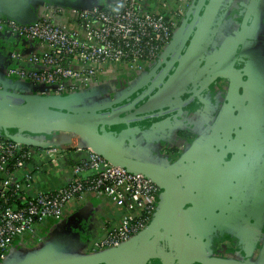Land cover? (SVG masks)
<instances>
[{"label":"water","instance_id":"95a60500","mask_svg":"<svg viewBox=\"0 0 264 264\" xmlns=\"http://www.w3.org/2000/svg\"><path fill=\"white\" fill-rule=\"evenodd\" d=\"M102 1L0 0V15L20 23H30L37 19L36 7L39 3L70 9H85L99 6ZM256 1L247 0L241 28L235 40L231 41L229 52L218 60L219 64L208 70L203 83H200L199 88L192 94V97H198V94L206 90L215 79L226 80L229 83L219 119L210 133L198 137L197 141L200 143H196V148L198 147L200 153L188 162L186 160L190 166V170L186 171L195 173L194 177H190V174L185 177V173L182 172L183 166L177 169L176 166L169 168L161 163L138 158L135 155L137 142L144 134L139 123L159 118L169 112L183 111L188 98L183 100L180 94L185 92L184 89L189 82L186 69L188 61L197 59L191 56L199 50L197 46L195 47L196 39L206 28L203 27L205 23L215 18L224 0H192L175 35L176 41L180 40L179 48L176 49V53L179 54L188 33L193 32L185 53L180 54L179 59L177 56L176 58L172 56L152 80L138 78V82L129 89L121 93L115 91L106 100H94L97 94L91 88L94 85L65 95H38L35 92L40 88L39 86L12 80L6 75V70L11 65L5 69L6 78L0 79V135L20 145L37 149L49 146L70 149L74 145L89 148L112 165L151 178L159 187L161 197L146 227L117 247L76 256H62L42 239L32 247L24 244L14 246L1 264H239V262L207 260L205 255L212 252V245L218 241L219 235L217 236L216 233L230 231V223L235 220L233 213H236L237 209L241 210L242 206L245 207L243 202L245 196L236 198L233 192L237 188L235 184L239 185L243 180L241 177L244 178L248 172L245 170L242 173V170L247 158L245 153L251 154V149H256V158L263 155L262 168L260 166L262 176L259 181L264 183L262 93L264 89L262 88L261 94L255 93V101L252 102L251 94L247 93V87L240 78L241 75H248L247 71H237L233 68V63L237 59L236 50L247 29L248 18L251 12L257 14ZM15 43L11 38L0 33V54L5 53L6 57L10 58V63L16 62L10 56ZM204 50L203 48L198 52V58ZM188 51L190 56L187 54ZM173 61H178V65L164 81L163 77ZM207 67L205 65V68ZM155 88L156 91L151 93ZM248 96L251 103L244 104L243 100ZM158 98L163 101L155 104ZM174 101L179 103L175 105ZM153 103L157 107L165 103L163 107L167 109L163 111L158 108L153 109V106H149ZM239 114H241L240 124L234 130L236 137L232 140L229 134ZM168 124L169 120L163 118L152 123L148 129L154 132V128H157L155 132H158L161 127H168ZM113 126L117 130L111 129ZM248 127L254 131L252 137L250 131L248 133ZM255 128L263 131H255ZM52 131L61 135L56 136L58 134H52ZM256 139L257 143H255ZM74 140L76 144L73 143ZM229 141L233 150L232 156L230 160L223 161L225 144ZM255 166L254 159L252 167ZM250 179L247 180L246 177L244 181L250 183ZM262 187L258 195L253 194L252 204H249L248 210L246 207L242 210L243 214L246 213V222L239 241L243 250L247 247L249 256L253 254L256 244L259 245L260 223L264 224ZM160 243H163V246H160ZM254 264H264V238Z\"/></svg>","mask_w":264,"mask_h":264},{"label":"built area","instance_id":"2783aa9c","mask_svg":"<svg viewBox=\"0 0 264 264\" xmlns=\"http://www.w3.org/2000/svg\"><path fill=\"white\" fill-rule=\"evenodd\" d=\"M149 1L103 0L85 9L39 3L37 19L30 23L0 15V33L29 50L13 49L11 57L20 65L8 67L7 77L39 86L38 95L77 92L96 85L110 70L138 79L170 44L192 0H177L171 10ZM72 148L84 149L86 155L72 167L71 180L49 192L29 195L33 169L28 162L38 156L55 164L63 149L23 146L0 135V264L14 246L41 242L42 223L60 219L69 202H81L89 193L109 197L123 211L119 221L93 242L91 252L119 246L150 222L161 197L151 178L112 165L89 148ZM20 170L23 174L18 177ZM11 196L21 205L14 206Z\"/></svg>","mask_w":264,"mask_h":264},{"label":"flooded vegetation","instance_id":"af4514ba","mask_svg":"<svg viewBox=\"0 0 264 264\" xmlns=\"http://www.w3.org/2000/svg\"><path fill=\"white\" fill-rule=\"evenodd\" d=\"M224 1H225V3H224L225 6L227 7V5H226L227 1L226 0H224ZM262 1L263 0H257L256 1L257 14L254 12H251L250 17L248 18V21L246 23L247 29L244 31L243 36L240 39L239 46L236 50V54H235L236 57L235 58H237V59L233 63V68L235 70H237V71L246 70L247 71L248 75H241L240 78L245 83V85L247 87V90H246L247 93L250 92V94H252L250 91L251 81L254 80V82H255L256 80H259V79H256V80L253 79L255 73H260L264 77V23L256 21L257 15H260V17L262 16V14L260 12ZM246 3H247V0L244 1V4L240 8L239 20L236 21V29H235L236 32H235V34H233V36H231L230 39H228V40L226 39L224 41L223 45H225V46L223 48H220V46L214 47L215 44L217 43V41H218V43L220 42L219 39L217 38V36L216 37L214 35L212 36L213 30L215 29L216 22L213 23L211 27H208L207 29H205V32L203 33V35H200L198 37L199 39L197 38L198 40L196 39L195 47L197 46V48H199V50L195 54H192L191 56H193V58L196 57L197 59L194 61H192V60L188 61L189 63L187 64L186 69L188 70V77H189L188 81L189 82L187 81L188 84L186 85V87L184 89L185 92L180 94V97H182L183 100H186L188 98V103H187V105H185V107H183V111L182 112L181 111L180 112L175 111L173 113L169 112V113L164 114L163 116H161L157 119H153L152 121H148V122L139 124L141 128H148V126H150L152 123L160 121L163 118H166L169 120L168 127H161V130H159L158 132H160L159 134H162V132H164V133L167 132L168 136L173 134L172 139H174L175 142L170 141L172 144L171 143L167 144L165 142H161L162 143L161 153L163 154V156H165V158H167L170 161L169 162L170 164H168L170 166L165 165L166 163H163V162L161 164H163L164 166L169 167V168H175V166H176L175 169H177L178 167L181 168V166H183L182 172L185 173V177L188 176V174H190V177H192V176L194 177L196 174L193 172L187 173L188 171H186V170L187 169L190 170V166L187 163L188 160H187V162H185L186 159L182 160L181 159L182 157L179 158L182 147L183 148L185 147L183 150V152H184L186 150V148L190 146L189 143L191 141H194L197 136L200 137L201 135H205V134H208L211 132V129L213 128L214 124L219 119V115L222 111V106L225 104L226 92L229 89V83L226 80L215 79L212 83H210L208 85V88L206 90H204V91L200 92V94H198L199 95L198 97L197 96L192 97L193 96L192 94H194L196 89L199 88L200 83H203V80L206 77V73L208 72V70H210V68L213 67L215 64H219L218 60H220V57L224 58V56H225L224 53L229 52L230 46H231L230 43H231V41L235 40V38L238 34V31L241 28V20L243 17V12H244ZM184 18H185V14L178 21L177 30H176L175 34L172 36V40L170 41V44L161 53L158 61H156V63L153 64L144 74H142L141 77L139 76V79L152 80V78H154V76L161 69H163L166 66L167 62L172 58V56H173V58L174 57L176 58V56H177L179 59L181 57L180 54L182 55L185 53L187 46H189V44L191 42L193 32L190 31L188 33L187 40L183 44L179 54L176 53V49L179 48L180 40L176 41V38H175L176 37L175 35H176L177 31L179 30ZM203 48L205 50L201 53V56L198 58L197 54H198V52L202 51ZM220 50H222L224 53L220 52ZM210 51H211V53H215V54L220 53V55H222V56L219 55V58L216 59V58H212L210 55L209 56L210 60L206 61V57L209 55ZM189 52L190 51H188L187 54ZM188 56H190V54H188ZM194 64L197 65V67H195ZM177 65H178V61H173V63L169 66L168 72L165 73V75L163 77L164 81L168 78V76L170 74H172V72L174 71L175 67H177ZM205 65H206V67L207 66L208 67L205 68ZM204 69H206V71H204ZM128 78H130L132 80L137 79L135 76H133L131 74H129ZM263 81H264V79H263ZM262 86L264 89V83H262ZM155 91H156V88L154 90H152L151 93H154ZM239 92H241L240 89H239ZM256 95H257V93H256ZM255 96L251 95L252 102L255 101ZM263 97H264V94H263ZM161 101H163V100L158 98L156 100L155 104H158ZM243 102H244V104L251 103L249 101V96L246 99L244 98ZM178 103L179 102L174 101L173 104L177 105ZM263 103H264V101H263ZM153 104L149 105V106H153V109L158 108V110H161V111L167 109L166 107H163L165 105V103H164V105L159 104L158 107L155 104L154 105ZM199 107H200V111H201L200 114H198L196 112ZM153 109H152V111H156ZM205 110L207 112H209L208 127H206V129L203 130L201 132V134H197L196 131L193 129L194 127L191 126V124H192L191 121L193 119H196V118L201 121V119L204 118V117H202V115L204 113L203 111H205ZM195 114L197 116H195ZM261 123L263 124V118L261 119ZM239 124H240V122L237 124H234V126L232 127V129L230 131L229 135H230L232 140H233V138L236 137L234 130L236 129V127L239 126ZM252 128H253V126H252ZM252 128L248 127V133L250 131V136L254 132V131H252ZM261 128L263 129L262 125H261ZM156 130H157V128H154V131H156ZM255 131L262 132L263 130H261L260 128L259 129L255 128ZM158 132H154L153 135H155V136L159 135V134H157ZM248 133H247V135H248ZM247 135H246V137H247ZM197 139L195 141H197ZM231 141H229L228 143L225 144V148H224V152H223V154H224L223 155V161L230 160V158L232 156L233 150L231 147ZM257 142H258V140L256 139L255 143H257ZM197 143H200V142L197 141ZM246 146L248 148V142L246 143ZM188 149L189 148H187V150H186L187 152H188ZM251 152H252L251 154H247V152L245 153L247 158L245 159V162H244V166H243L244 170H242V173L245 170H248V172H247V174H245L244 178L247 177V180L249 178H251L249 181L250 183H248L247 181H244V178L241 177L243 180L241 181V183H239V185L235 184V185H237V188L233 192V193H235L236 198H238L241 195L245 196V200H243V202L245 203V207L247 208V210L249 208V204H252L251 199L253 198V194L258 195V193L261 192V188H260L261 186H263L262 187V189H263L262 193L264 194V183H261V181H259L260 176H262V174L260 172V170H261L260 166L262 168L263 155H261L259 158H256V156H255L256 149H253V150L251 149ZM197 153L198 154L200 153V150L198 149V147L193 152L194 156H192L191 159H193ZM183 155H185V154H183ZM254 159H255V163H256L255 168L252 167V163L254 162ZM198 160H200V158ZM153 161L160 163L158 159L157 160L155 159ZM221 167H222V165H221ZM219 173H217V174H219ZM182 177H184V174L182 175ZM257 180L259 182H255ZM251 194H252V197H251ZM234 201H236V199H234ZM241 205H242V203H241ZM245 207L242 206L241 210L237 209L236 213H233L235 220H233V222L230 223V228H229L230 231H227V232L225 231L222 234L216 233L217 236L219 235L218 236L219 239L217 242L214 243V245H218L221 242H224V241H227V240L234 238V239H236V242L240 246V241H239V239L241 238L240 233H242L244 223L246 222V220H245L246 213H244V214L242 213V210L246 209ZM231 208L233 209V207H231ZM261 223H260L261 228H260V232H259V241H258L260 244L264 238V224H263V222H261ZM258 226L259 225H257V227ZM251 233H252V231H251ZM162 244L160 243L159 245L163 246ZM242 244H243V242H242ZM213 248H214V246H213ZM232 248H234V247H232ZM166 250H168V249H166ZM241 250H242V253H240L235 258L230 257V259H225L223 253H219V252L215 251L214 249H212V252L209 255H205V257L207 260L209 259V260H214V261H225V262H230V263L231 262H235V263L239 262V264H244L246 262L254 263V261H255V259L253 258L254 254L251 255L252 257L249 256V254L247 252L248 251L247 247H246V250H243V248H241Z\"/></svg>","mask_w":264,"mask_h":264},{"label":"crops","instance_id":"0c3cea01","mask_svg":"<svg viewBox=\"0 0 264 264\" xmlns=\"http://www.w3.org/2000/svg\"><path fill=\"white\" fill-rule=\"evenodd\" d=\"M226 1L227 7L225 6L224 1L221 8L217 12V15H215V18L211 22L205 23L203 26L206 27L205 29H207L216 22L215 29L213 30V33H211L212 36H217L220 42L218 43L217 41L214 47L220 46V48H223L225 46L223 45L224 41L226 39H230V37L235 34L236 21L239 20L240 8L244 4L245 0ZM159 2H156V0L149 1V3L152 5L155 3L156 7H159V4H163L162 7L165 5L167 10L174 9L177 6V0H159ZM260 12L262 16L260 17V15H257V20H255L264 23V0L262 1ZM205 29L203 30V33L205 32ZM203 33L201 35H203ZM13 49L17 51L20 50L23 53H28L29 51L26 46L24 47L23 43L20 45L15 43ZM220 52L224 53L222 50H220ZM224 54H226V52ZM210 55L212 58L217 59L219 58L220 53L215 54L211 53L210 51L209 55L206 57V61L210 60ZM6 56L7 55H5V53L0 54V79L3 80L6 78L5 69L9 65H20L19 60L17 62L13 61L10 63V58ZM21 64H23V62H21ZM128 76L129 74L126 73L118 75L111 70L105 73L99 79V82L91 87L97 92V94L94 96V100L99 101L109 99L113 92L115 93V91H117L121 93L133 86L135 82H138L137 79L132 80L128 78ZM253 79L259 80H256L255 82L254 80L251 81V95H255V93L261 94L263 88L262 83H264L263 75L260 73H255ZM262 93L264 94V91ZM196 112L198 114L201 113L200 107ZM203 112L204 113L202 117L204 118H202L201 121L197 118L193 120L191 119V123L193 124H191V126L194 127L193 129L197 134H201V132L205 130L206 127H208L209 112L206 110ZM195 116L197 115L195 114ZM142 130H144V134L143 137L141 136V139L137 142L138 146L135 155L138 158L151 161L158 159L160 163L163 162L166 163L165 165L170 166L168 165L170 164V161L161 153V142H165L167 144H170V141L175 142V140L172 139L173 134L170 133L171 135L168 136L167 132H162V134H159L160 132H158L157 134L159 135L155 136L153 135L155 131L151 132V130L148 128H143ZM197 138L198 136L195 138V140ZM195 140L189 143L190 146L187 147L189 148L188 152L186 151V148L184 153L183 150L185 147H182L179 158L182 157V160H190L192 156H194L193 152L196 150L197 143ZM73 143L76 144V140H74ZM85 155L86 152L84 149L77 150L71 148L63 149L62 154L60 155L61 158L55 164L51 163L50 161L43 160L38 156L32 158L28 162V168L31 167L33 169V172L31 173V189L28 192L29 195L35 194L37 192H49L54 188L67 184L73 176L72 167L80 164L83 161ZM22 174L23 172L20 170L18 173H16V176L21 177ZM139 208L140 204L137 200H135L134 210L138 211ZM122 214V209L113 204L109 197L104 195L96 196L92 193H89L88 195H84L81 202H69L66 205L60 219L55 221H44L40 226L39 233L43 241L50 244L53 248H55L56 252L62 256L87 254V252H90L93 242L102 238L109 227L119 221ZM259 247L260 245L258 246V244H256L254 252L259 249ZM254 252L252 253L254 254Z\"/></svg>","mask_w":264,"mask_h":264},{"label":"rangeland","instance_id":"374dc122","mask_svg":"<svg viewBox=\"0 0 264 264\" xmlns=\"http://www.w3.org/2000/svg\"><path fill=\"white\" fill-rule=\"evenodd\" d=\"M212 246H214L213 249L215 251L219 253H223L225 259H230V257L235 258L240 253H242L241 247L238 245V243L236 242V239L234 238L221 242L218 245H212ZM257 257H258V249L254 252V259H255L254 263L257 261Z\"/></svg>","mask_w":264,"mask_h":264},{"label":"trees","instance_id":"16d2710c","mask_svg":"<svg viewBox=\"0 0 264 264\" xmlns=\"http://www.w3.org/2000/svg\"><path fill=\"white\" fill-rule=\"evenodd\" d=\"M156 119H157V118H156ZM152 120H153V119H152ZM152 120H150V121H152ZM240 120H241V114H239V115L236 117V120H235L234 124L239 123ZM145 122H148V121H143V122H140V123H145ZM140 123H139V124H140ZM111 129H113V130H117L114 126L111 127ZM10 202H11V203L13 202V205L16 206V207L21 205L19 202L16 201L15 196H14V197H13V196L10 197Z\"/></svg>","mask_w":264,"mask_h":264}]
</instances>
